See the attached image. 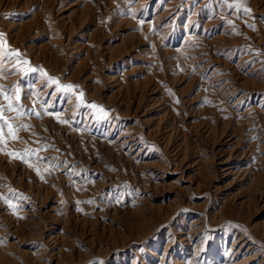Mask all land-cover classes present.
<instances>
[{"label":"rangeland","instance_id":"374dc122","mask_svg":"<svg viewBox=\"0 0 264 264\" xmlns=\"http://www.w3.org/2000/svg\"><path fill=\"white\" fill-rule=\"evenodd\" d=\"M0 33V264H264V0H0Z\"/></svg>","mask_w":264,"mask_h":264},{"label":"snow or ice","instance_id":"6c2138e0","mask_svg":"<svg viewBox=\"0 0 264 264\" xmlns=\"http://www.w3.org/2000/svg\"><path fill=\"white\" fill-rule=\"evenodd\" d=\"M231 7H235V5H231ZM246 11H250V10H246ZM3 37V34L2 33H0V38H2ZM0 43H2V39H0ZM14 55H19V53H13ZM25 63H27V61H25ZM33 71H35L34 69H33ZM51 79V78H50ZM53 82H56V81H53ZM66 89H72L74 86H72V85H66V86H64ZM6 99H9L10 100V98H8L7 96L5 97ZM80 98H81V102L83 103V93H81V96H80ZM17 99H19V97H17ZM91 107H93V108H97L98 106L97 105H95V104H93V105H91ZM9 110H15L14 108H13V106L11 105V102L9 103ZM101 111H102V109H101ZM0 120H3V116H2V113H0ZM5 123H6V121H5ZM0 129H2V125H0ZM9 132L13 135V138H15V131L12 129V127L9 125ZM10 155H15V154H10Z\"/></svg>","mask_w":264,"mask_h":264}]
</instances>
